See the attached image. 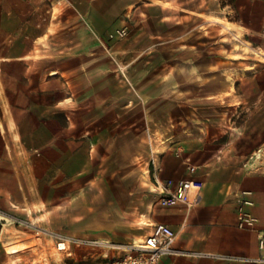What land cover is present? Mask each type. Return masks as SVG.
<instances>
[{"label":"rangeland","instance_id":"374dc122","mask_svg":"<svg viewBox=\"0 0 264 264\" xmlns=\"http://www.w3.org/2000/svg\"><path fill=\"white\" fill-rule=\"evenodd\" d=\"M142 1L159 5L143 7L147 16L130 12L128 32L142 39L121 60L120 107L107 108L102 120L73 122L74 131L91 130L92 142L69 137L59 118L49 150L8 154L16 166L24 163L23 204L0 208L10 218L0 221V233L3 225L7 231L2 248L5 254L8 242L24 248L7 254V264L17 255L18 264H73L61 254L56 259L55 237L140 240L153 223L169 225L178 209L192 208L158 204L161 187L189 178L190 165H203L195 176L205 183L212 169L239 171L264 145V0H237L235 8L217 0ZM212 16L236 27L225 29ZM151 38L153 48L141 51ZM227 75L233 88L223 86ZM113 114L120 119H108Z\"/></svg>","mask_w":264,"mask_h":264},{"label":"crops","instance_id":"0c3cea01","mask_svg":"<svg viewBox=\"0 0 264 264\" xmlns=\"http://www.w3.org/2000/svg\"><path fill=\"white\" fill-rule=\"evenodd\" d=\"M155 5L159 3L142 0H0L1 209L10 201L23 204L20 188L24 163L19 159L16 166L8 154L49 150L51 137L59 135L52 123L59 118L65 123L64 132L71 129L69 137L92 142L91 130L74 131L73 122L102 120L107 108L114 111L120 107L115 89L120 88L117 73L121 60L140 47L142 38L131 32L117 42L107 37L127 27L131 11L140 10L147 16L143 7ZM161 10V22L169 20L166 7ZM154 43L151 38V46L140 50H151ZM230 76L223 86L231 87ZM120 117L113 114L108 119L114 122ZM69 123L72 128H67ZM10 137L17 139L11 142ZM26 138L35 144L26 145ZM74 143L72 140L66 145ZM245 163L239 171H209L208 183L203 182L194 207L178 209L176 221L168 222L176 230V248L183 254L166 256L159 264H264V259L257 261L264 258L258 237L264 230V170L244 168ZM242 190L252 194L253 205L247 210L258 218L254 229L237 226L239 210L234 194ZM143 221L148 220L143 217ZM5 226L0 233V264L8 263L2 248ZM86 264H105V260L90 256Z\"/></svg>","mask_w":264,"mask_h":264},{"label":"built area","instance_id":"2783aa9c","mask_svg":"<svg viewBox=\"0 0 264 264\" xmlns=\"http://www.w3.org/2000/svg\"><path fill=\"white\" fill-rule=\"evenodd\" d=\"M128 28L116 29L108 35V40L119 41L128 36ZM264 166V145L259 147L244 164V168L261 170ZM189 178L180 180L174 185L161 187L162 192L158 204L173 206L184 203L189 208L197 203L203 190L204 183L196 178L197 167H188ZM192 194L193 199H192ZM248 190L238 191L234 194L238 204L237 226L241 229H254L258 218L252 215L247 208L253 205ZM149 234L140 240L121 244L105 239L55 237L53 239L56 250L75 264H86L88 257L99 256L105 264H159L166 256L183 254L176 248L177 233L167 224H152ZM259 248L264 249V230L258 233ZM261 258L257 261H262Z\"/></svg>","mask_w":264,"mask_h":264},{"label":"bare ground","instance_id":"6f19581e","mask_svg":"<svg viewBox=\"0 0 264 264\" xmlns=\"http://www.w3.org/2000/svg\"><path fill=\"white\" fill-rule=\"evenodd\" d=\"M211 19L214 21V22H225L224 23V27H225V29H228V30H230V29H232V28H234L235 27V24L234 23H232V22H229V21H224V19H222V18H220V17H211ZM241 30V28H239V31ZM241 47H243V48H247V49H249L247 46H244V45H241ZM259 54H262L261 52H258ZM263 55H264V53H263ZM263 60H264V57H261ZM235 74H237V72H235ZM229 81L231 82V87H233V84H234V78L232 77V76H230L229 78ZM14 207H17V206H14ZM0 221H4V222H10V218H8L7 216H5V215H2V214H0ZM143 224H145L146 226H149V223H148V221H143L142 222ZM3 233H2V235L5 233V232H7L6 231V228H4V230L2 231ZM1 235V236H2ZM3 236H5V235H3ZM5 246H6V253L7 254H11V255H13V254H16V253H18L21 249H23L24 248V246L23 245H20V244H17V243H7V244H5ZM56 259L59 261V262H61V255H60V253L58 252V251H56ZM17 261L18 260H15V261H13V264H18L17 263ZM49 264V263H48Z\"/></svg>","mask_w":264,"mask_h":264},{"label":"trees","instance_id":"16d2710c","mask_svg":"<svg viewBox=\"0 0 264 264\" xmlns=\"http://www.w3.org/2000/svg\"><path fill=\"white\" fill-rule=\"evenodd\" d=\"M218 2H220L222 4L223 7H231V8H235L236 2L237 0H217Z\"/></svg>","mask_w":264,"mask_h":264}]
</instances>
